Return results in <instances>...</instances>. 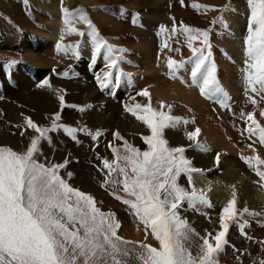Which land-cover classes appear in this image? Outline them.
Returning a JSON list of instances; mask_svg holds the SVG:
<instances>
[{
	"label": "rangeland",
	"instance_id": "rangeland-1",
	"mask_svg": "<svg viewBox=\"0 0 264 264\" xmlns=\"http://www.w3.org/2000/svg\"><path fill=\"white\" fill-rule=\"evenodd\" d=\"M42 1L48 4L50 0H0V147L10 148L18 154L24 153L31 141L37 139V151L33 159L46 167L65 165L58 170V175L73 189L91 196L95 202V207L106 216L111 215L119 224V228L116 229L117 235L123 241L130 242L119 244L121 253L117 259L120 260L121 264H142L139 256L144 250L138 245L146 244L158 250L160 246L159 242L153 238L151 228L145 229L133 211L124 209L128 205L122 201L124 199L134 201L135 198L123 191L121 183L123 177L119 172L118 165L127 166L124 160L116 157L127 155L125 152L126 145H130L140 152L141 148L144 151L148 150L144 137L150 136L151 131L143 121L137 119L138 115H145L146 113L145 111L143 113L142 108L136 109L133 104H141L143 108L157 109L161 103L164 107L158 112L163 111L166 115L176 118L175 122H171L169 127L163 129L162 138L167 142L166 147L169 149L183 148L182 155L184 159L190 162L189 167L201 170L199 173L202 177L204 176L203 178L207 182L220 183L213 188L210 186L211 190L217 192V199L214 200L206 192H203L204 190L202 189V191L200 186H197L193 179V174L196 172H182L177 177V184L188 193L195 191L197 195H203L209 201L210 206L201 205L197 202L194 207H189L187 200L182 201L177 212L179 219L186 222L190 235L200 238L195 242H201V247L205 238L215 245L214 237L222 230L220 227L222 210L227 207L230 200L234 199L237 215L233 219L226 218L225 220L227 232L226 242L222 245V255L225 257L222 262L223 264L234 262L236 264H264V238L260 239L258 236V234H264L261 232L264 231V202L259 201L254 195L256 187L257 189L264 188L262 186L264 181L255 179L259 177L256 174L257 169L264 171V163H257V160L264 162V145L259 142L258 132L255 135H250L248 128L251 126L255 130V126L251 125V121H247L246 115L242 116V113H252L257 123L264 127V120H262L264 117L260 116V112L264 111V87L258 83H249L246 79V74L249 73L247 65L250 63L246 50L242 52L237 46V49L228 48L226 44L228 42L230 47L236 45L230 41L232 39L238 43L240 41L239 45L246 49L245 42L249 35L248 20L250 17L248 0H183V3L181 0H165V7L160 14L162 20L158 19L160 24L156 29L158 35L153 41V49L155 53L157 51L156 54H159L160 57L158 61H163V58H166V61L171 59L179 65V67L172 69L173 71L183 69L189 61L185 51L191 52L192 48H195L199 50L194 56L196 60L202 53L208 57L204 66L207 68L214 66L215 68V85L210 88L211 90L207 92L206 96L202 97L206 104V124L204 125L199 124L200 121L197 125L187 122L188 119L195 121L197 118V114L192 108H186L176 100L168 104L170 101L169 93L174 92L172 89H164L162 92L164 100L156 104L152 100L149 104L143 100L136 102L134 97L141 96L139 95L141 91L138 89L130 92L127 90L123 93V85L118 81L116 75L117 67L120 65L116 60L119 53L114 52L113 45L108 43L107 38L127 39L133 37L132 40H134L139 27L135 21L114 27L112 23L108 25L104 19L98 20L99 23L93 22L92 19H97L96 12L99 6H120L126 14L134 12L135 18L139 19L142 24L143 12L145 11L143 7L137 6L132 0H109L108 2L106 0H58L61 14L66 16L67 11L79 16L83 14L92 25L89 28L81 20L76 21L75 25L73 23L68 24L69 28H74L79 34L77 35L78 39L72 37L63 41L64 47H69L71 42L74 46L70 48L79 47L82 34L90 30L108 49H112L108 52L109 58H111L109 61H104V63H101L99 59L87 61L90 59L81 53H76L73 57L62 60L45 58V61H42L43 64H47L45 68H38L25 61L27 54L20 48V43L26 38L33 37L34 31H41L48 16ZM92 11H95V14ZM230 11L232 19L228 20L226 16ZM35 13L43 14L45 19L38 21ZM177 19L179 20L175 24L177 32L173 33V26H170V30L168 29L169 26L165 25L173 20L176 22ZM103 24H105L107 31L100 33L99 27ZM181 25L191 29L192 35L198 36L200 32H207L208 45L205 46L204 38L200 36L199 39L191 42L190 48L189 42L184 43V41L189 40L188 34L183 32ZM162 28L164 31L161 30ZM218 29L220 32L218 31V34L215 35V31ZM109 32L113 35L110 36ZM174 34L179 38L182 48H173ZM165 43L168 45L167 49L164 46ZM169 48L173 54L167 59L168 53L166 54V51L170 52ZM217 48L222 51L220 58L222 74L219 76L217 70L220 65L215 62V50ZM132 51L139 53L138 48L132 47ZM233 57L236 59V63L233 61ZM224 58L232 63L228 69V76L223 77L225 73L223 69ZM112 60H116V64L114 67H109L107 62L111 63ZM134 65L139 67V58L135 59ZM91 67L94 71L88 72ZM73 68L75 72L72 70ZM176 75L178 76V84L182 88L185 87L184 91L188 93L186 95L192 100L199 101V99H195V92L191 93V90L194 88L197 92L198 87L196 88L194 82H199L197 80H199L200 74H197L195 78L188 76L185 80H182L180 72H177ZM59 76H62L61 79ZM163 76L166 75L163 74ZM65 77L69 79L62 80ZM50 79L52 81L49 82ZM48 83L51 85V91L59 89L61 86L62 88L65 87L63 100H65L64 97L67 98L63 101V105L60 103L59 109L54 113L48 117H43L48 113L40 109L39 106L43 104L41 98L43 88ZM237 83H240V87L236 85ZM75 84H77L76 87ZM74 90L76 92L81 90L82 94L74 97ZM252 90L256 100L251 96ZM71 100L74 102L69 103ZM147 100H149V96ZM253 100L255 104L252 103ZM221 101L222 106H220ZM216 104L218 107L215 106ZM212 106L220 109V112L217 109L214 110ZM34 107L38 108L42 115L33 120V123L45 130L46 139H41L39 133L29 128L26 123L29 118L27 113ZM87 107H90L91 110H84ZM126 108L134 109L137 115H132L131 112L125 110ZM65 110L69 112L71 118L66 119L69 115H64ZM3 112L7 115H3ZM57 115L59 116L58 120L55 119ZM73 117L78 121L76 124H73ZM72 124L76 128L69 133L66 130L71 129L68 126ZM25 129L32 132H28L29 134L25 136L23 135L27 133ZM197 129L199 132L196 138L189 139V135ZM73 132H75L76 138H72ZM77 135L79 136L77 137ZM256 136H258V140ZM228 137H232V141L234 138L240 140V142L234 143V149L239 153L234 155L236 158H231L232 156L227 154L229 150L222 153V151L212 147L213 138L222 142L223 145ZM224 138L225 140H223ZM114 152L116 156H114ZM39 154L41 157L43 156L42 159L46 163L37 158ZM173 155L179 157L181 154L173 153ZM217 155H219L218 162ZM231 159H236L237 162L230 163L229 160ZM50 160L53 162L50 163ZM246 160L250 163H246ZM105 161L112 165L113 177L104 165ZM227 163L233 167H240V169L229 167ZM127 171L131 175L130 168ZM237 171L242 172L240 174L236 173ZM69 173H71L70 177ZM189 176L191 180H189ZM97 177L101 178V181H96ZM107 181L108 183H106ZM253 181L257 182L256 185L253 184ZM94 184H97L98 189L102 191L95 199L91 190ZM224 185L229 187V191L222 187ZM233 192H235V196H233ZM249 201L257 203L251 204ZM245 209L247 212L244 211ZM240 225L243 227L238 230ZM69 228L74 230L71 225ZM252 228H258V233H255L256 230ZM82 234L83 230L81 229ZM183 243L192 256L196 254V258L199 257V248L193 249L186 240ZM253 251L259 255H253ZM124 252H127V255H124ZM231 255L234 257L233 261L230 259ZM250 257L257 258L252 260ZM79 264H83L82 259ZM99 264H112L111 257L105 256Z\"/></svg>",
	"mask_w": 264,
	"mask_h": 264
},
{
	"label": "snow or ice",
	"instance_id": "snow-or-ice-1",
	"mask_svg": "<svg viewBox=\"0 0 264 264\" xmlns=\"http://www.w3.org/2000/svg\"><path fill=\"white\" fill-rule=\"evenodd\" d=\"M181 2L183 3V0ZM248 5L249 35L245 43L250 63L247 65L249 73L246 74V79L249 83L264 86V0H248ZM79 19L89 28L92 27L85 15L82 14ZM181 28L188 34L190 48L191 42L200 36L204 38L205 46L208 45L207 32H200L196 36L192 35L191 29L183 25ZM161 30L164 31L163 28ZM69 31L76 32L74 28ZM172 32H177L175 25ZM104 46L101 41L97 50ZM164 46L168 45L165 43ZM192 52L195 56L199 50L192 48ZM207 59L202 53L198 56L192 69L194 78ZM115 64L116 60H112L109 67H114ZM168 67L172 70L179 65L169 60ZM214 85L215 68L210 66L204 76L201 93L204 94ZM139 95L148 97L149 93L145 90ZM60 99L63 105V97ZM252 103L255 104V101ZM139 108L141 105H136V109ZM125 110L137 115L132 108ZM144 111L146 114L138 115L137 119L143 121L151 131L150 136L144 137L148 150L140 152L126 145L127 155L116 157L124 160L127 166L118 165L123 177V191L135 198L134 201L122 202L130 206L145 229L151 228V234L160 246L158 250L150 245H138L144 250L139 259L142 264H212L213 254L219 252L226 242V218L233 219L237 215L235 200H230L222 210V230L214 237L215 245L205 238L201 254L194 258L183 243L188 238V230L186 222L179 219L177 212L181 202L185 200L189 207H194L197 202L205 206H210V203L195 191L186 192L177 184V177L182 172L193 173L201 170L189 167L190 162L182 155L183 148L166 147L167 142L162 138L163 129L175 122L176 118L166 115L163 111L157 112L151 107H145ZM244 115L247 121H251V125L255 126V130L251 126L248 128L250 135L258 132L259 142L264 145V127L257 123L252 113H242V116ZM260 116L264 117V111L260 112ZM55 119L58 120L59 116ZM26 123L29 128L39 133L41 139L47 138L45 130L39 128L32 120L28 119ZM66 131L71 133L73 130ZM198 132L197 129L191 133L189 139H195ZM37 144V139H33L26 152L19 154L10 148L0 147V264H79L81 259L83 264H99L105 256L111 257L112 264H121L117 259L121 253L119 244L130 242L123 241L117 235L119 224L111 215L106 216L100 212L91 196L73 189L58 175V170L65 165L46 167L37 163L33 159ZM173 153L181 155L177 157ZM104 163L109 172L114 170L107 161ZM246 163L250 161L246 160ZM257 163L264 162L257 160ZM129 168L131 175L127 171ZM256 174L264 181V171L257 169ZM244 211L247 212V209ZM69 225L74 230H70ZM123 254L127 255V252Z\"/></svg>",
	"mask_w": 264,
	"mask_h": 264
},
{
	"label": "bare ground",
	"instance_id": "bare-ground-1",
	"mask_svg": "<svg viewBox=\"0 0 264 264\" xmlns=\"http://www.w3.org/2000/svg\"><path fill=\"white\" fill-rule=\"evenodd\" d=\"M82 1H84V0H82ZM106 1L108 2L109 0H106ZM111 1H114V0H111ZM132 1L135 2V4L137 6L143 7V10L145 11V12H143L144 17L142 20V24L139 21V19L135 18L134 12L126 14V13H124L123 9L120 6H109V7L99 6L98 10L96 12V18L97 19H95V18L92 19V21L95 23H99L98 20L104 19L108 25H109V23H112L113 24L112 26H114V27H116L120 24H127V23H130L131 21H135L139 27L138 28L139 31H138L137 35L135 33L134 40H132L133 37L127 38V39H116L115 37L107 38L108 43L113 45L114 52L119 53L116 56V60L120 63L121 66L118 65L116 75H117V78L119 79L118 81L124 86V87L122 86L123 93H125V91H127V90L129 92L137 90V89L140 91L146 90L149 93V100H147V97H145V96H135L134 99L136 100V102H141L143 100L146 104H149V102H151V100H152L156 104L159 101L164 100V98L162 96V92L164 89H166V88H168L170 90L172 89V90H174V92L171 91L169 93L168 98L170 99V101H168V104L173 103L175 100L179 101L186 108H189V109L192 108L197 114V118L195 121L188 119L187 122H192V124L197 125L200 121L199 124H201V125L206 124V118H205L206 104H205V100L202 97L206 96L207 92H209L211 89L209 88L208 90H206V92L204 94H202L200 85L201 84L203 85V79H204V76L206 75V73L208 71V68L206 66H203L201 68L200 73H198V74H200L199 80H197L199 82L196 83L193 81L196 88L198 87V90L196 92L193 88L191 90V93L195 92L194 93L195 99H199V101L192 100V98H190L186 95L188 93H185V91H184L185 87L182 88L180 86V84H178V76L176 75V73L180 72L182 80L183 79L185 80L186 78H188V76L189 77L192 76V69L194 68L195 63H196V58L194 57L193 52L192 51L191 52L185 51V53L187 54V57L189 58V61L185 64V68L180 69V70L175 69L173 71V70H170L168 67V61L171 59L166 61V58H163L162 59L163 61H161V60L158 61V59H160L159 54H156L157 51L155 53V50L153 49V41H154V39L157 38V35H158V32L156 31V29L160 26V24L158 23V19L162 20V18L160 17V14H161L162 9L165 7L164 6L165 0H132ZM42 5H43V7H45V9L48 13L44 28L42 27L41 31L35 29L36 31H34L33 37L28 38V39L26 38L25 41L20 43V48L27 54V60H25V61L32 63L33 66H37L38 68L39 67L45 68L47 64L42 63V61H45V58L62 60V59H66L67 57H73L76 53H81V54L85 55L87 58L90 59L87 61L99 59L101 63H104V61H109L111 59V58H109V54H108L109 49L107 46L99 47V50H97L98 45L101 42V40L97 39V37H95V35H93L90 30L85 31L82 34L81 45L79 47L70 48L71 46H74V44L72 42L69 44V47H64V45L62 44L63 41L69 40L72 37L78 39V36H77L78 34H76V33H78L77 30L75 33L70 32L69 31L70 28H69L68 24L73 23L75 25L76 21L80 20L79 19L80 16L77 14H74L71 11H67L66 16L61 14L60 9H59L58 0H50L48 4H46L44 1H42ZM104 5L106 6V4H104ZM100 7H103V8H100ZM231 11L226 16V18L228 20L232 19ZM206 12H209V11H206ZM92 13L95 14V11H92ZM16 14H17V12H16ZM36 15H37L36 19L38 21L45 19V16L41 13H37ZM64 20H65V22L69 21L70 23H65ZM169 21H171V20H169ZM178 21L179 20L177 19L176 22H174V20L171 23L167 22V24L165 26H167V27L169 26L168 29L171 30L170 26L171 27L174 26ZM219 29L215 31V35H216V33L218 34ZM105 30H106L105 24H103L101 27H99L100 33L104 32ZM38 31L40 33V36L38 34ZM117 33H118V31L116 32V34ZM109 35L111 36L113 34L111 32H109ZM116 36H118V35H116ZM235 36H237V35H235ZM182 37H184V36H182ZM213 37H214V35H213ZM229 39H231V38H229ZM173 41L175 42L173 48H175V49L182 48V46H180L181 45L180 40L175 34L173 36ZM230 41H232L236 45L230 47V45H228V42H227L226 44H227L228 48L237 49L236 48V46H237V47H239V49H241L242 52H244L246 50L245 48H243L239 45L240 41H239V43L237 41H233L232 39ZM188 42L189 41H184V43H188ZM244 46H245V44H244ZM132 47L138 48L139 53H133ZM166 49H167V47H166ZM167 51H166V54L168 53V57H167V59H168L172 56L173 52L171 49H170V52H167ZM221 56H222V51H220V49L217 48L215 50V62L217 65H220V67H218V70H217L218 76L222 74V63H220ZM136 58L140 59L139 67L136 65V67H138V68H136L134 65V61ZM235 60L236 59H234V57H233V61H235ZM156 61H158V62H156ZM224 61H225V65H224L223 69L225 70L224 71L225 73H224L223 77L225 75L228 76V69L232 63V62H229L228 59L227 60L225 59ZM159 62H160V64H159ZM107 63L110 64V62H107ZM235 63H236V61H235ZM247 70H248V67H247ZM163 74H165L166 76H163ZM217 74H216V76H217ZM50 81H52V79H50L49 82ZM49 84L50 83H48L47 86L45 85L43 88V95L41 97L43 99V104L39 107H40V109H43L44 111H46L48 114H52L57 109H59V107H60V103H61L60 97H62L65 87L62 88V86H61V88L51 91V85H49ZM236 85L238 87H240V83H237ZM243 85H244V82H243ZM212 88H213V86H212ZM220 103H221V105L220 104L219 105L222 106V101ZM133 106H136V105L133 104ZM215 106L218 107L217 104ZM152 107H154V106H152ZM216 107H213V109L214 110L217 109ZM141 108H142L141 110L144 113L143 106ZM161 108L162 107H161V103H160V107L157 106V109H153V110L158 112ZM31 110L34 111V114H36L37 118L40 115H42V113L36 107L32 108ZM89 110H91V109H89ZM217 110H218V112H220V109H217ZM4 112H6V111H4ZM4 112H3V115H7V113L4 114ZM24 112H26V111H24ZM64 115H69L66 119L71 118L69 112L66 110L64 112ZM36 119H34V120H36ZM73 119H75V118H73ZM262 120H264V119H262ZM72 126H69V128H72ZM26 131L32 132L30 130L29 131L26 130ZM52 135H53V133H52ZM231 138L232 137L226 138V142L223 145H222V142L216 141V139L213 138L212 139V142H213L212 147H214L218 151H222V153L225 150H229L227 152V154L229 153L232 156L231 158H234V157L236 158V156H234V155H238L239 153L236 152V150L234 149V147H235L234 143L240 142V140L237 138H234L233 139L234 142H233L231 140ZM256 139L258 140V136H256ZM223 140H225V138ZM20 143H23V142H20ZM232 147H233V150H232ZM254 147L256 149V146H254ZM141 152H144V150H142V148H141ZM42 157L40 154L37 155L38 159L42 160L43 163H46V161H44L42 159ZM51 162H53V160H50V163ZM229 162L234 163L237 161H236V159H231V160H229ZM227 165L229 167H233L229 163H227ZM233 168L240 169V167H233ZM240 172H242V171H237L236 173H240ZM203 177H202L201 173H199V172H196L193 174V179L197 183V186L198 187L200 186L201 187L200 189L201 190L203 189L204 191L203 190L202 191L206 192L214 200L217 199V195H216L217 192L211 190L210 186H212V188H213V186L220 185V183L219 182L209 183ZM202 178H203V180H202ZM236 178L238 179V177H236ZM239 179H240V177H239ZM251 179L253 180V177ZM255 179L260 181L259 177L258 178L256 177ZM256 183L257 182L253 181V184L256 185ZM222 187L225 190L229 191V189H228L229 187H227L225 185ZM254 195L259 201L264 202V188L263 187H261L260 189H257V187H256ZM249 202L251 204L257 203V202L252 203V201H249Z\"/></svg>",
	"mask_w": 264,
	"mask_h": 264
},
{
	"label": "crops",
	"instance_id": "crops-1",
	"mask_svg": "<svg viewBox=\"0 0 264 264\" xmlns=\"http://www.w3.org/2000/svg\"><path fill=\"white\" fill-rule=\"evenodd\" d=\"M59 79H61V77L59 78ZM69 79V78H68ZM62 80H65V79H62ZM76 85L77 84H75V87H76ZM92 85H93V82H92ZM3 90V89H2ZM81 95L82 94V92H81V90H79V91H75L74 90V97L75 96H77V95ZM85 96V95H84ZM16 97V96H15ZM15 97H13V98H15ZM62 97H63V95H62ZM66 98L67 97H65V100H66ZM15 100V99H14ZM65 100H63V101H65ZM1 101V100H0ZM74 101H72L71 100V102H69V103H73ZM90 109V107L88 108H85L84 110H89ZM15 114V113H14ZM29 115V118L28 119H30V120H34V119H36L37 118V116H36V114H34V111H30V112H28L27 113V116ZM48 116H50V114H46V115H44L43 117H48ZM34 117V118H33ZM42 117V118H43ZM73 118H75V117H73ZM46 120V119H45ZM74 121H73V124L75 123H77L78 121L76 120V119H73ZM76 120V121H75ZM44 121V120H43ZM43 121H41V122H43ZM72 124V125H73ZM72 125H69V126H72ZM69 126H68V128H69ZM78 126V125H77ZM76 128V126H72V128L71 129H75ZM29 133L27 132V133H25V134H23V135H28ZM52 136V135H51ZM77 137H78V135H77ZM72 138H76V134H75V132H73L72 133ZM70 158H73V157H71L70 156ZM105 165V164H104ZM111 176L113 177V172H111ZM96 181H101V178H99V177H97L96 179H95ZM103 183H104V181H103ZM106 183H108V181L106 182ZM179 183V182H178ZM80 185L82 186V182L80 181ZM92 195L94 196V199L96 198V197H98V195H99V193L100 192H102L101 191V189H98V187H97V184H94L93 185V187H92ZM124 200H126V199H124ZM129 200V199H128ZM130 201H132V200H130ZM124 209H126L127 211H130V212H132L133 210L130 208V206L128 205L127 207H125ZM263 224V223H262ZM244 225V224H243ZM243 225H240L239 227V229L238 230H240L242 227H243ZM253 230H256L255 231V233H258V228L256 229V228H252ZM261 232H264V231H261ZM246 235H248V234H246ZM258 236H259V238L261 239V238H264V234H258ZM200 238H197V237H195V236H193V235H190V233H189V231H188V238L186 239V241H187V243L193 248V249H196L197 250V248H199L198 250H200V253L199 254H201V242H195V240L197 241V240H199ZM200 244V245H199ZM198 254V255H199ZM194 255V254H193ZM196 255V254H195ZM193 256L194 258H196V256ZM253 255H259V253H255L254 251H253ZM223 258H225L223 255H222V249L219 251V252H217V253H214L213 254V258H212V264H223V262H222V259ZM233 258L234 257H232V255H231V261H233ZM255 258H257V257H250V259H255ZM231 264H236L235 262L234 263H231Z\"/></svg>",
	"mask_w": 264,
	"mask_h": 264
}]
</instances>
